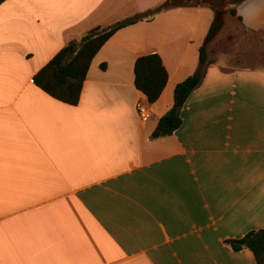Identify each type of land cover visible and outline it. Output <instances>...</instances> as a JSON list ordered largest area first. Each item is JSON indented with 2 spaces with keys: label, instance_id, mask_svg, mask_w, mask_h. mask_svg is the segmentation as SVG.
I'll list each match as a JSON object with an SVG mask.
<instances>
[{
  "label": "crops",
  "instance_id": "crops-1",
  "mask_svg": "<svg viewBox=\"0 0 264 264\" xmlns=\"http://www.w3.org/2000/svg\"><path fill=\"white\" fill-rule=\"evenodd\" d=\"M164 1L0 3V264H264L229 242L264 229V63H212L179 127L152 136L215 14L202 3L148 14ZM233 7L264 32V0ZM135 16L92 59L78 103L34 83L68 41ZM155 52L168 81L151 103L134 63Z\"/></svg>",
  "mask_w": 264,
  "mask_h": 264
},
{
  "label": "trees",
  "instance_id": "trees-1",
  "mask_svg": "<svg viewBox=\"0 0 264 264\" xmlns=\"http://www.w3.org/2000/svg\"><path fill=\"white\" fill-rule=\"evenodd\" d=\"M3 0H0V3ZM241 0H234L238 3ZM190 0H165L161 4L148 10L154 14L160 10L179 5H194ZM230 12L236 15L233 7ZM223 10H215L203 44L199 48V64L193 74L177 83L174 88V104L163 114L155 127L152 136L172 133L181 124L180 109L192 90L200 85L207 68L216 63L217 59L209 57L207 45L221 31L223 27ZM141 17L135 16L117 21L108 28L101 29L96 26L90 29L80 40L72 39L67 42L38 72L33 76L34 83L52 97L68 104L78 103L83 82L87 76L92 59L105 42L120 28L138 21ZM105 68L106 63L100 64ZM168 81V72L158 53L138 56L134 63V84L149 102H155L162 93ZM235 250L247 247L251 249L258 259L264 257V229L251 231L244 237L229 240Z\"/></svg>",
  "mask_w": 264,
  "mask_h": 264
},
{
  "label": "rangeland",
  "instance_id": "rangeland-1",
  "mask_svg": "<svg viewBox=\"0 0 264 264\" xmlns=\"http://www.w3.org/2000/svg\"><path fill=\"white\" fill-rule=\"evenodd\" d=\"M197 0H190L195 3ZM234 0H201L214 10H223V27L207 45L209 57L221 59L230 66H254L264 63V32L244 28L230 12Z\"/></svg>",
  "mask_w": 264,
  "mask_h": 264
},
{
  "label": "built area",
  "instance_id": "built-area-1",
  "mask_svg": "<svg viewBox=\"0 0 264 264\" xmlns=\"http://www.w3.org/2000/svg\"><path fill=\"white\" fill-rule=\"evenodd\" d=\"M136 110L142 121L148 120L151 116L149 105L146 101L138 100L136 102Z\"/></svg>",
  "mask_w": 264,
  "mask_h": 264
}]
</instances>
